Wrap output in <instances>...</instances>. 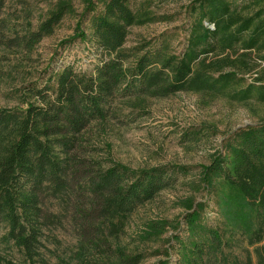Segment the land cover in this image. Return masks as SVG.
<instances>
[{"label":"trees","instance_id":"1","mask_svg":"<svg viewBox=\"0 0 264 264\" xmlns=\"http://www.w3.org/2000/svg\"><path fill=\"white\" fill-rule=\"evenodd\" d=\"M84 2L75 33L61 45L78 39L90 42L102 55L94 70L65 66L53 82L32 84L30 99L0 107L4 264H20L2 255L5 247L17 248L25 264L42 263L46 232L62 227L64 218L72 224L77 245L63 264H142L145 252L121 242L128 220L193 166L135 169L98 158L91 131L109 121L115 101L136 97L142 104L148 97L186 90L210 99L227 94L238 102L264 103V71H255L254 62L264 61L263 10L249 14L248 6L235 0H195L189 36L177 54L164 42L149 48L125 46L131 27L154 21L149 3L134 9L128 0ZM73 12L71 1L58 0L37 30L10 38L7 46L33 50ZM88 16L90 34L82 28ZM249 73L256 76L246 82ZM201 135L196 131L186 138ZM199 167L206 199L186 198L182 221L150 220L140 238L150 241L168 228L177 232L167 260L159 264H255L250 252L245 261L228 253L224 232L207 224L203 214L212 200L224 226L255 246L256 264H264V121L235 130L209 164ZM174 250L178 256L170 262Z\"/></svg>","mask_w":264,"mask_h":264},{"label":"rangeland","instance_id":"2","mask_svg":"<svg viewBox=\"0 0 264 264\" xmlns=\"http://www.w3.org/2000/svg\"><path fill=\"white\" fill-rule=\"evenodd\" d=\"M57 1H4L0 10V107H14L22 100L30 99L28 88L32 84H45L65 66L92 72L100 62L101 53L88 41L78 39L68 45H61L75 33L76 24L84 11V0H68L74 12L66 15L55 26L53 34L44 37L33 50L7 46L10 38L37 30ZM194 1L128 0L134 9L142 3H149L155 19L131 27L125 46L133 48L147 45L149 48L164 42L169 52L179 54L189 36ZM235 3L247 5L246 13L249 14L259 10L264 12V0H235ZM89 20L90 16L82 24L87 34L91 33L88 30ZM254 62L258 64L255 71L263 72L264 61L256 58ZM255 76L249 73L244 78L246 82H251ZM113 108L114 114L109 121L105 125L95 126L91 131L98 158L113 160L135 169L170 164L193 166L190 173L179 177L174 187L161 191L152 202L139 207L128 220L126 235L121 238L122 244L130 249L138 248L145 252L142 264H159L167 260V250L173 243L171 237L177 232L168 228L159 237L143 241L140 236L149 221L164 219L176 224L183 220V200L190 196L198 201L206 199L207 193L199 183V166L209 164L212 154L222 149L226 139L235 130L264 121V103L256 99L238 102L227 94L210 99L203 94L185 90L164 98L148 97L142 104L136 97H129L115 101ZM215 129L217 132L214 133ZM196 131L203 132L202 138H186ZM203 217L208 225L224 232L230 244L226 249L228 253L245 261L250 252L256 264L255 246H250L240 233H230L231 230L224 226L218 215L214 201H209ZM71 226L70 221L64 218L62 227L46 232L40 264H63L70 260L77 245ZM0 232L3 231L0 229ZM2 255L16 263L25 264L24 257L15 247H5ZM177 256L174 250L170 262H175Z\"/></svg>","mask_w":264,"mask_h":264}]
</instances>
